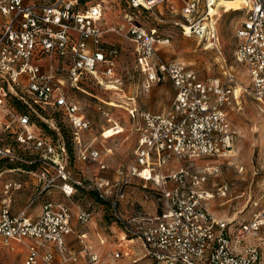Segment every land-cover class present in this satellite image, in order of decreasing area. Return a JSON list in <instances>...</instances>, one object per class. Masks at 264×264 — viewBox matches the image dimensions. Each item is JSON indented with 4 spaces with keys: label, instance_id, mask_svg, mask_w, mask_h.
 <instances>
[{
    "label": "built area",
    "instance_id": "obj_1",
    "mask_svg": "<svg viewBox=\"0 0 264 264\" xmlns=\"http://www.w3.org/2000/svg\"><path fill=\"white\" fill-rule=\"evenodd\" d=\"M165 1L127 0L132 9L147 10ZM215 2L185 0L182 6V32L207 47H216L218 41L219 17L210 13ZM239 10L243 16L236 27L235 56L250 81L249 89L241 87L259 102L264 98V0H245ZM104 12L102 1L0 0V113L10 118L6 129L16 136L18 144L35 156L28 158L0 146V160L54 167L55 175L48 171L41 175L48 181L47 187L57 186L72 203L82 189L96 193L124 235L110 240L106 233L95 231L100 245L111 246L112 259L106 262L87 230L78 233L81 250L72 251L67 243L68 235L75 232L71 205L48 201L36 217L29 216L26 208L13 213L11 190L22 184L16 181L5 185L0 235L7 244L24 247V264H81L82 256L84 264H116L132 254L126 240H136L142 250L139 258L127 264H264V204L239 222L218 218L208 208L216 194L226 196L229 192L225 182L216 189L208 182L221 172L219 159L229 156L237 137L229 113L239 104L237 76L228 71L224 78H202L185 63L159 55L162 46L170 44V35L157 27L147 28L129 13L127 23L106 28ZM109 31L133 43L147 89L169 79L175 93L166 110H141L135 102L127 108L135 121L138 141L131 162L117 168L120 180L102 176L89 181L74 179L67 167L65 141L45 134L32 121L31 113L45 119L41 113L49 109L64 118L72 130L74 154L76 151L82 160L97 161L101 169L108 167L103 151L94 147L92 139L83 137L92 122L82 102L66 89V81L72 89L83 91L91 84L107 88L123 49L106 41ZM13 98L24 110L12 104ZM98 109L118 126L106 104ZM207 158H216V162ZM174 159L179 163L171 165ZM135 178L154 190L158 201L155 213L138 210L126 216L120 211L125 186ZM77 205V223L87 227L94 212L91 206ZM252 238L258 243L250 241Z\"/></svg>",
    "mask_w": 264,
    "mask_h": 264
},
{
    "label": "rangeland",
    "instance_id": "obj_2",
    "mask_svg": "<svg viewBox=\"0 0 264 264\" xmlns=\"http://www.w3.org/2000/svg\"><path fill=\"white\" fill-rule=\"evenodd\" d=\"M89 1L90 3L96 1L103 2L105 7L103 24L106 28L127 23L126 14L129 13L133 15L137 22L142 23L147 28L157 27L161 33L170 35V44L162 47L159 51V55L161 57L175 58L185 63L195 69L202 78H224L228 71H231L237 76L239 80L238 93H241L238 99L239 104L235 109H229L230 118L237 129V137L233 147L235 154L232 157L229 155L226 158L219 159L220 163H222L221 172L216 176L213 175L208 182L212 189H216L217 185L225 182L229 185V192L226 196H219L216 194V197L208 202V208L212 212L215 211L216 217L218 218H232L238 222L250 218L253 211L264 204V185L261 183L264 182V110H262L261 107L264 105V99L258 102L251 93L241 87L244 86L248 89L250 87L247 72L235 56L237 45V38L235 36L236 27L242 19L243 12L236 9V7L227 8L225 3L221 4L224 6H220L217 15L219 17L217 24V46L204 48L205 43L203 41H199L195 36L185 35L179 25V23L183 21L182 6L185 0H166L164 4H160L149 10L142 7L140 9H132L129 7L127 0ZM217 6L218 3L216 2V7ZM105 39L110 43L115 42L123 46L120 55L117 57L115 75L111 78L112 81L107 88L97 84H91L89 87L84 88L86 91H83L72 89L68 81H66V89L71 96L82 102L92 122V128L83 133V137L87 140L96 139L95 144L100 147L104 145L102 141L107 145L106 142L112 139L120 137L125 139L128 132V130H125L111 138H103L102 133L106 128L111 127L113 123L112 121H108L107 118L100 113L98 109L100 106L106 104L111 111V116L116 118L118 123L122 126H125V123L130 126H135V122L130 119L127 110L128 107H131L132 101L135 100L137 106L141 110L162 111L169 107L174 97L173 84L169 79L154 83L149 89L146 88V78L138 67L134 45L126 37L123 35L119 36L118 33L109 31ZM117 78L120 79L119 83L115 80ZM110 84H116L119 89L114 90L115 87H110ZM132 98L135 99L130 100ZM104 100L108 101V103ZM44 112L45 113H41V115L44 116L45 119L39 117L35 112L31 113L32 121H34L45 134L54 139L62 138L65 141L69 155L67 163L68 169L72 171V173L81 172L73 156L75 155V147L70 125L58 114H53L52 110L47 109ZM52 115L54 116L53 119L50 117ZM9 119L8 116L0 113V146L11 147L17 154H22L28 158L31 156L35 157L34 154H30L29 149L21 147L16 141V136L6 129V122L9 121ZM55 126L59 129V134L56 132ZM122 126L118 125V128L123 129ZM90 135H92V137ZM132 158L133 154L128 157L124 165L129 164ZM206 160L216 162V158H207ZM5 161L8 163H5ZM18 161L19 160L2 158L0 161V171L13 166H21L28 171H37L41 175L44 171H48L47 173L51 176L55 171L53 167L46 166L45 163L24 164ZM172 162H174V160H172ZM173 164L174 163H171V165ZM45 167L48 169L46 170ZM9 173L10 172L4 173L3 178H14L11 177L12 175H9ZM20 173L27 175V172ZM17 175L18 173L15 179H17ZM89 180L91 179H84V181ZM134 180L137 185L133 189L141 191L144 199L153 201L156 209L158 201L155 197L154 190L144 188L143 185L139 183L142 181L139 178H135ZM23 181L28 183L26 185L21 184L20 187L12 188L11 190L14 210L27 206L31 202L30 199L33 197V193H36L40 184V178H36L33 175H30L28 178H23ZM16 182L19 183L18 180ZM3 198L4 192L1 186L0 207ZM41 198L42 197H39V199ZM73 200L75 205L78 206V198L75 197ZM254 202L257 203L256 206ZM39 203L40 202L35 203L31 207V211L38 213L39 208H36V205ZM132 203L134 204L135 210L131 211L129 214L135 213L138 210L153 214L150 213L149 209L137 202ZM249 207L251 208L250 210H248ZM76 211H78V207ZM99 224H101V222ZM115 228H117V226ZM109 231H111L110 233L113 235H124L120 230H115L114 232L109 228ZM250 241L258 243L257 238H252ZM13 245L17 244L15 242L7 244L0 235V264H24L25 250L21 249L19 252H16L21 248V245H17L20 247L19 249L12 248ZM262 247L264 253V244ZM12 249H15V252Z\"/></svg>",
    "mask_w": 264,
    "mask_h": 264
},
{
    "label": "crops",
    "instance_id": "obj_3",
    "mask_svg": "<svg viewBox=\"0 0 264 264\" xmlns=\"http://www.w3.org/2000/svg\"><path fill=\"white\" fill-rule=\"evenodd\" d=\"M162 47H165V46H162ZM204 48H206V47H204ZM173 88H174V86H173ZM174 93H175V88H174ZM134 99L135 98H132L130 100H134ZM104 101H106V100H104ZM106 102L108 103V101H106ZM133 102H135V100L132 101L131 103H133ZM130 119L133 120L131 115H130ZM111 120H114L118 123V120L116 118H114L113 116H111ZM118 125L122 126L119 123H118ZM134 125L135 126H130L129 124L125 123V126H122L123 129H119L118 126L114 127L113 125L111 127L106 128V130L104 131V134H102L103 138H111V137H113V136H115L121 132H124L125 130H128V132H127V136L125 139H123V137H120L117 139H112V140L106 142L107 145L104 143V141H102V143L104 144V145H102V147L95 144L96 139H92L94 147L100 148L103 151V153H105L106 163L107 164L109 163L108 167L106 169H101L100 166L98 165L97 161L80 159L77 156V152L75 151V155H73V156L75 157L74 158L75 163H78L77 166L81 169V172L72 173V171H70L68 169L70 171L72 177L74 179L84 180V179L89 178V179L93 180L97 177L102 176V177L109 178L112 181L120 180L121 177L117 173V168L120 165H124L127 162L128 157L133 154L134 148H135L137 141H138V131L136 130V124L135 123H134ZM90 136L92 137V135H90ZM18 162L23 163L20 161H18ZM5 163H8V162L5 161ZM171 163H179V161L174 159V162L171 161ZM110 166H112V167H110ZM67 167H68V165H67ZM45 169H48V168L45 167ZM7 172H10L9 175H12L11 177H14V178H8V179L3 178V174L7 173ZM15 172L18 173L17 179H15V176L17 174ZM20 172H27V175H23ZM56 173H57V171L55 169L54 174H52V175H55ZM30 175H33L36 178H40V173L37 171H28L21 166L9 167L3 171H0V188L2 186L3 192H4L6 183L8 181H15V180L16 181L18 180L22 184L26 185L28 182H26V181L24 182L23 178H28ZM60 181L61 180L58 178V182H60ZM139 183H141L143 185L142 181H140ZM136 185L137 184H135V180L133 179L131 184H127L125 186L126 196L120 202V211L126 216L134 215L136 212L132 213V214H129V213L131 211L135 210L134 204L132 202H137L138 204L149 209L150 213L156 212L157 208L155 209V204L153 203V201L144 199L141 191H136L133 189V188H135ZM33 194H34L33 197L30 199L31 202L27 206L24 207L27 209V213L29 216L36 217L41 212L43 205L48 201H63V202L69 203L71 205V208H72L74 215L76 216V212H77L76 208L78 206H76L75 203H72L71 201H69L57 186H49V187L45 188L44 182L40 178V184L37 188V191H36V193H33ZM4 197H5V192H4ZM39 197H42V198L39 199ZM76 197L78 198V201L81 204H83L85 206H91V208L94 212V217H93V220L88 224L87 227H82L77 223V219L74 216L73 222L75 224V232L68 235V237H67V243H68L69 248L72 251L81 250L82 244H81L80 240L78 239V233L83 231V230H87L89 239L92 243H94L95 249L102 252L103 262L111 260L112 258H111V255L109 253L111 246L110 245H100L98 243V239L95 235V231H100V232L106 233L110 237V240H111L112 237L117 236V235H111V233H110L111 231H109V228L115 232V230H120L119 227L115 228L116 227L115 224L113 222L109 221V219H110L109 215L107 214L106 210L104 209L102 203L99 202L96 193L89 192V191L82 189L79 191V193L77 194ZM155 197H156V195H155ZM3 199L1 200V204H2ZM37 202H40L39 204L36 205V208H39V212L34 213L33 211H31V207ZM72 204H74V205H72ZM11 208H12L13 213H17L18 211L24 209V208H20L18 210H14L13 205ZM213 213L216 215L215 211ZM100 222H101V224H99ZM136 243H137L136 240H132V241L126 240V245L130 246V248L132 250V252H131L132 254L125 255L124 257L119 259L116 264H127V263H129V262H131V261H133L136 258H139L141 256V253H142L141 246H139V244H136ZM12 248L19 249L20 247L17 245H13ZM21 249H24V247L21 246V248L16 252H19ZM12 250L15 252V249H12ZM84 263H85V258H84V256H82L81 264H84ZM140 263H142V262H140ZM140 263H137V264H140Z\"/></svg>",
    "mask_w": 264,
    "mask_h": 264
},
{
    "label": "bare ground",
    "instance_id": "obj_4",
    "mask_svg": "<svg viewBox=\"0 0 264 264\" xmlns=\"http://www.w3.org/2000/svg\"><path fill=\"white\" fill-rule=\"evenodd\" d=\"M217 3H218V6L216 7V2H215V5H211L210 6V13L212 15H218V11H219V8L220 6H224V5H221V4H224L225 3V6H227V8H235L236 9H242L243 8V5L245 3V0H234V1H231V0H215ZM231 2V3H230ZM216 7V8H215ZM206 48H208L206 45H205ZM110 87H115L114 90H118L119 87L117 85H110ZM110 89V88H109ZM239 91V89H238ZM118 93V92H117ZM120 94V93H119ZM120 98H123L122 96H119ZM264 99V98H262ZM262 107V110H264V105L261 106ZM263 133H264V128H263ZM264 137V136H263ZM234 150H232L229 155L232 157L234 155ZM40 178H41V174H40ZM42 181L44 182V186L45 188L47 187V183L48 181L46 179H44L43 177L41 178ZM262 185H264V182H261ZM264 196V195H263ZM262 196V197H263ZM264 201V200H263ZM251 208L249 207L248 210H250ZM247 210V211H248ZM94 223V222H93Z\"/></svg>",
    "mask_w": 264,
    "mask_h": 264
},
{
    "label": "trees",
    "instance_id": "obj_5",
    "mask_svg": "<svg viewBox=\"0 0 264 264\" xmlns=\"http://www.w3.org/2000/svg\"><path fill=\"white\" fill-rule=\"evenodd\" d=\"M12 104L16 106V108H18L19 110H24L23 108V104L17 99V98H13L12 99ZM57 132V131H56ZM73 136V135H72ZM109 221L112 222L111 217H109Z\"/></svg>",
    "mask_w": 264,
    "mask_h": 264
}]
</instances>
